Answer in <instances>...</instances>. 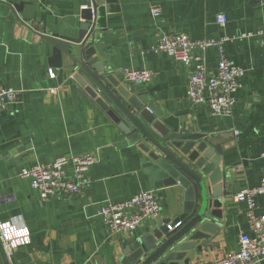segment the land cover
I'll return each instance as SVG.
<instances>
[{
	"label": "crops",
	"instance_id": "1",
	"mask_svg": "<svg viewBox=\"0 0 264 264\" xmlns=\"http://www.w3.org/2000/svg\"><path fill=\"white\" fill-rule=\"evenodd\" d=\"M89 3L95 13L89 47L106 73L123 79L126 69L151 71V81L136 85L131 95L170 132L205 136L222 151L229 196L218 233L212 247L187 253L188 264H210L236 251L238 236L252 231L248 206L235 196L264 178V45L258 38L264 6L258 0H0V89L19 92L10 108L0 111V221L25 226L31 235L29 245L14 251L13 264H120L128 241L151 235L184 209L185 189L179 184L155 188L154 165L141 141L125 135L74 81L73 62L62 54L61 68L50 64L53 47L42 33L76 39L86 22L82 7ZM152 8L160 16L152 17ZM218 14L227 19L224 27L216 24ZM170 33L194 41L229 39L224 55L245 72L231 116H213L206 105L186 98L190 69L152 49ZM216 47L203 53L211 75L217 71ZM85 153H94L98 163L88 171L90 184L70 198L41 201L29 180L18 175L22 168ZM140 191L155 192L159 216L145 219L132 233L111 234L98 210L106 201L122 202ZM254 204L252 212L264 216V197H254ZM0 264H8L1 246Z\"/></svg>",
	"mask_w": 264,
	"mask_h": 264
},
{
	"label": "water",
	"instance_id": "2",
	"mask_svg": "<svg viewBox=\"0 0 264 264\" xmlns=\"http://www.w3.org/2000/svg\"><path fill=\"white\" fill-rule=\"evenodd\" d=\"M19 8L11 7L14 12H19ZM82 12L86 22L81 25L76 39L42 33V38L53 47L50 64L61 68V55L65 54L73 62L74 81L125 135L141 141L140 149L148 155L152 166H156L150 172L153 180L158 182L154 184L155 188L179 184L185 189L180 217L163 221L151 235L128 241L120 264H188L187 253H201L203 247H212L218 233L217 222L222 218L224 199L229 196V187L220 167L222 151L205 136L167 130L131 95L136 85L129 86L123 79L106 73L99 58L94 57V48L89 47L94 5L89 3ZM137 114L143 125H148L155 134L145 131ZM143 137L147 144L142 143ZM182 224L184 227L177 230ZM169 228L173 229L172 233Z\"/></svg>",
	"mask_w": 264,
	"mask_h": 264
},
{
	"label": "built area",
	"instance_id": "3",
	"mask_svg": "<svg viewBox=\"0 0 264 264\" xmlns=\"http://www.w3.org/2000/svg\"><path fill=\"white\" fill-rule=\"evenodd\" d=\"M258 1L264 6V0ZM87 8L82 7L83 10ZM90 9L93 13L92 7ZM151 14L157 18L160 11L152 8ZM215 21L217 25L224 27L227 19L225 15L218 14ZM258 38L260 44L264 45V27L259 31ZM228 40L225 37L220 43L212 40L194 41L184 33H170L163 34L152 47L154 51L165 53L184 68L190 69L186 82V98L193 105H206L213 116H231L234 96L241 87L240 79L245 73L226 59L223 44ZM213 45L217 46L218 62L216 73L211 75L207 71L203 53ZM122 76L124 81L131 85H141L151 81L152 73L147 69H126ZM49 77H54L51 70ZM18 95L19 92L14 89H0V111H7ZM149 112L151 113L150 110ZM235 134L237 135V132ZM97 163L98 158L94 153H85L60 157L47 165L37 164L22 168L18 175L29 180L31 189L38 194L41 201L70 198L79 195L90 184L87 174ZM256 196L264 197V178L258 186L244 189L235 196L236 202H245L248 206L247 220L252 235L241 233L238 236V249L210 264H257L264 259V216L258 217L252 212ZM159 213L160 204L155 192L140 191L122 202L106 201L98 210L97 216L111 234H129L135 231L142 221L157 218ZM30 243L31 235L27 227L0 221V246L8 264H13V253L17 248Z\"/></svg>",
	"mask_w": 264,
	"mask_h": 264
}]
</instances>
